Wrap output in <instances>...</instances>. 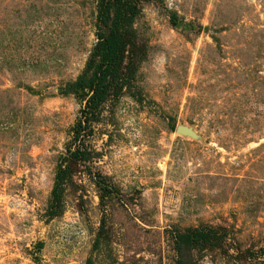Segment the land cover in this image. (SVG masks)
I'll list each match as a JSON object with an SVG mask.
<instances>
[{
  "label": "rangeland",
  "instance_id": "1",
  "mask_svg": "<svg viewBox=\"0 0 264 264\" xmlns=\"http://www.w3.org/2000/svg\"><path fill=\"white\" fill-rule=\"evenodd\" d=\"M122 3L86 119L100 1L0 0V264H264V0Z\"/></svg>",
  "mask_w": 264,
  "mask_h": 264
},
{
  "label": "trees",
  "instance_id": "2",
  "mask_svg": "<svg viewBox=\"0 0 264 264\" xmlns=\"http://www.w3.org/2000/svg\"><path fill=\"white\" fill-rule=\"evenodd\" d=\"M99 14L98 19L100 23H107V19H112L110 24V35L100 43V62L95 66L94 72L91 76H81L77 81L69 83L66 88L63 90L64 94L68 95L71 93H80V91L86 92L87 105L86 109L83 111V114L86 116L90 113L92 114L102 102L108 97L109 87H112V82L116 79L120 80L121 87L126 81L120 78V63L123 49L125 47L124 39V30L132 24L134 20L135 13L134 11L128 13L124 10L122 0H99ZM114 11L113 17L111 18V12ZM173 19H176V16H173ZM119 91L117 90L115 94L117 95ZM77 128L85 127L82 126V123L79 122ZM76 128V129H77ZM78 130L75 139L79 138ZM71 156L79 160H87L90 158V155L86 151H81L80 148L76 151H70ZM64 175L62 171V166H60L57 176H56V189L55 194L57 197V190L60 186L61 181L63 180ZM97 186L102 188L104 191L103 196L110 193V188L108 185H105L104 180L101 179L97 182ZM195 234H180L178 235V243L186 242L191 244L195 240Z\"/></svg>",
  "mask_w": 264,
  "mask_h": 264
},
{
  "label": "water",
  "instance_id": "3",
  "mask_svg": "<svg viewBox=\"0 0 264 264\" xmlns=\"http://www.w3.org/2000/svg\"><path fill=\"white\" fill-rule=\"evenodd\" d=\"M178 131L180 133H184V134H188L189 133V130L187 128H184V127H180L178 128Z\"/></svg>",
  "mask_w": 264,
  "mask_h": 264
}]
</instances>
